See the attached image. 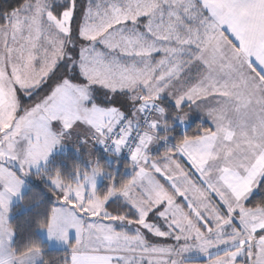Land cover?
Here are the masks:
<instances>
[{
  "label": "snow or ice",
  "instance_id": "snow-or-ice-1",
  "mask_svg": "<svg viewBox=\"0 0 264 264\" xmlns=\"http://www.w3.org/2000/svg\"><path fill=\"white\" fill-rule=\"evenodd\" d=\"M165 93L181 122L196 108L209 126L154 156ZM77 132L127 148L129 178L110 174L100 194L94 158L71 177L38 168ZM32 169L60 205L37 227L65 243L75 231L63 264H184L192 249L264 264V201L245 204L264 175V0H20L0 13V264H49L12 243L7 219L13 197L40 204L21 194Z\"/></svg>",
  "mask_w": 264,
  "mask_h": 264
},
{
  "label": "trees",
  "instance_id": "trees-1",
  "mask_svg": "<svg viewBox=\"0 0 264 264\" xmlns=\"http://www.w3.org/2000/svg\"><path fill=\"white\" fill-rule=\"evenodd\" d=\"M20 3V0H0V13L5 11H10L15 8ZM98 99V97H95ZM35 99V98H34ZM28 100V99H27ZM26 102H31L27 101ZM99 100V99H98ZM160 106L166 109L165 121L170 124L167 129L169 135L167 139L164 140L158 149L161 153L165 150V147H172L175 145L178 139L183 138L185 134H194L197 130V125L209 126V124L202 120L201 118L194 116L186 128L181 129L178 124V117L173 115L176 111V106L167 97H161ZM165 132L164 128L161 127L159 134L163 135ZM94 157L97 163H99L104 169L106 174H104L101 183L97 187V191L100 194L108 187V181L110 174L115 176L114 183L118 184L124 179L129 178V174L124 172L126 165L130 164V160H124L116 157L112 152L103 150L100 145L94 150ZM74 165H79L82 168L87 169L85 165V152L80 149L79 151H74L68 149L62 152L53 154L46 166L43 168L47 172H51L53 169H60L62 174L71 177L72 168ZM36 172H31L29 177L26 179V189L22 195L27 198L33 192L40 193V204L29 203L27 200L22 203L19 199L10 206V216L9 223L15 226V233L12 237V243L16 246H22L23 244L31 241L36 243L41 248V256L44 260H48L49 264H63L64 259L68 255L69 251L67 249H55L50 248L45 239L39 233L41 228L36 225V218L38 215L46 214L48 209H51L58 205L56 198L46 190L45 184L48 183L43 178L36 179ZM264 201V175L258 181V184L254 191H252L247 199L245 200L246 206H255L257 202ZM119 208L123 209L126 205H117ZM69 258V256H68ZM208 258H197V259H185L184 262L188 263H206Z\"/></svg>",
  "mask_w": 264,
  "mask_h": 264
},
{
  "label": "rangeland",
  "instance_id": "rangeland-1",
  "mask_svg": "<svg viewBox=\"0 0 264 264\" xmlns=\"http://www.w3.org/2000/svg\"><path fill=\"white\" fill-rule=\"evenodd\" d=\"M94 97H98V99L101 100V101L104 100L103 93L100 92V91L94 92ZM24 99L27 100L28 98L25 97ZM178 124H179L181 129H184V128L187 127L188 121L185 119L183 122H181L180 119H178ZM80 137H81V133L77 132V133H73L72 134V139L71 140H63L60 145L54 147L53 151L49 154L48 160L46 162H41V164L38 165V168H44L53 154H56L58 152H62V151L68 150V149H72V150H74L76 152H77V149L84 150V152H85V165L88 168L89 167V158L91 157V158L95 159L94 150L100 144L92 142L91 143V147H88L85 144L79 143ZM162 143H164V140H158L155 144L150 146L151 155L155 156V155H159L160 154L158 152V149H159V147H160V145ZM130 164H131V161H130ZM37 170L38 169H32L31 172H34V171L36 172ZM132 171H133L132 167H125L124 168V172L129 174V175L132 174ZM104 174H106L105 171L101 175L97 176L96 183H95L96 190H97V187L99 186V184L101 183ZM28 177H29V175L23 176V181L26 180ZM25 188H26V185H25V182H24L21 190H23ZM68 236H69L68 243H65L66 244L65 246H67V250H69V252H70L71 250H70L68 244L69 243H74L75 242V238H76L74 229H69ZM73 238H74V241L72 240ZM151 238L153 240H160V241H164V239H165V238H155V237H151ZM167 242H169L171 244H175L174 240H169ZM189 256H196L195 258H198V259L199 258H204V259L208 258L204 254L200 253L197 249H192L189 252L182 254L181 258L184 261L185 259H191L192 258V257H189ZM69 259H70V256H69ZM184 264H203V263H188V262H184ZM204 264H206V263H204Z\"/></svg>",
  "mask_w": 264,
  "mask_h": 264
},
{
  "label": "crops",
  "instance_id": "crops-1",
  "mask_svg": "<svg viewBox=\"0 0 264 264\" xmlns=\"http://www.w3.org/2000/svg\"><path fill=\"white\" fill-rule=\"evenodd\" d=\"M161 97H167L172 103H174V101H173L172 99H170L166 93H165V94H162ZM174 104H175V103H174ZM194 116H197V117L201 118L202 120L206 121V122L209 124V121L207 120V117H206V116H203L202 113H201L199 110H197L196 108H192V109L188 112V116H187L186 120H187V121H190V120L192 119V117H194ZM34 172H35V171H34ZM260 178H261V176L258 178V181H259ZM24 182H25V185H26V180H24ZM257 184H258V182H257ZM256 186H257V185H256ZM255 188H256V187H255ZM255 188H253L252 191H254ZM25 189H26V188H25ZM25 189L21 190V194L25 191ZM213 196H214V194H213ZM214 198H215V197H214ZM17 200H18V198H16V197L12 198V200H11V202H10V206H11L14 202H16ZM59 206H60V205L58 204V205H56L55 207H59ZM9 216H10V211H9V213H8L7 219H9ZM39 233H40V235L42 236V238L46 240V242H47V244H48V246H49L50 248H55V249H67V246H65L66 244H65L64 241H58V240H56L55 238H49L48 235H47L46 230H44V229H40V230H39ZM72 240L74 241V238H73ZM68 251H69V250H68ZM69 253H70V252H69ZM189 257H192L191 259H197V258H195L196 256H189Z\"/></svg>",
  "mask_w": 264,
  "mask_h": 264
},
{
  "label": "built area",
  "instance_id": "built-area-1",
  "mask_svg": "<svg viewBox=\"0 0 264 264\" xmlns=\"http://www.w3.org/2000/svg\"><path fill=\"white\" fill-rule=\"evenodd\" d=\"M100 147L105 150V146L100 145ZM108 152H112L116 155V157L120 158V159H124V160H130V156L128 153L127 148H122L121 151L119 153L115 152L112 148L108 149Z\"/></svg>",
  "mask_w": 264,
  "mask_h": 264
}]
</instances>
